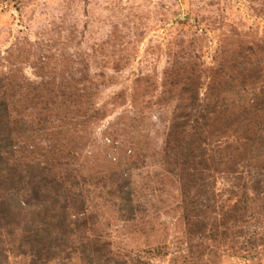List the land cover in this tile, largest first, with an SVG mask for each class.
I'll list each match as a JSON object with an SVG mask.
<instances>
[{
  "label": "rangeland",
  "instance_id": "374dc122",
  "mask_svg": "<svg viewBox=\"0 0 264 264\" xmlns=\"http://www.w3.org/2000/svg\"><path fill=\"white\" fill-rule=\"evenodd\" d=\"M0 102V264H264V0H0Z\"/></svg>",
  "mask_w": 264,
  "mask_h": 264
},
{
  "label": "trees",
  "instance_id": "16d2710c",
  "mask_svg": "<svg viewBox=\"0 0 264 264\" xmlns=\"http://www.w3.org/2000/svg\"><path fill=\"white\" fill-rule=\"evenodd\" d=\"M3 102H4V100H2ZM1 103V102H0ZM198 105V107L201 109L202 108V113L201 114H203L204 116L207 114V112H208V109L209 108H211L212 106L210 105V106H207V107H204L203 105L201 106V105H199V104H197ZM1 135H2V133L0 134V137H1ZM10 136H8L7 138H0V152L3 150V151H5L4 150V146H6V143L8 142V141H10ZM7 147V146H6ZM29 182H32V186L29 184L28 186L30 187L31 186V192L32 193H35V192H37V187L39 188V184H41L40 183V180L39 179H33V180H28ZM33 181L35 182L34 184H33ZM19 201H20V205L21 206H23V207H25V206H27L28 204H29V199L28 198H26V201H25V203H24V205L22 204V200H21V198L19 199ZM31 201V200H30ZM16 203H17V201H16ZM27 203V204H26Z\"/></svg>",
  "mask_w": 264,
  "mask_h": 264
}]
</instances>
